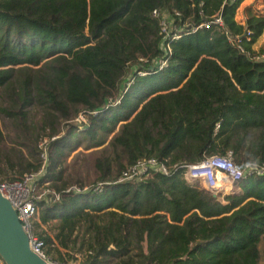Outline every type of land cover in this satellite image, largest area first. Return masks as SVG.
<instances>
[{"label": "trees", "instance_id": "1", "mask_svg": "<svg viewBox=\"0 0 264 264\" xmlns=\"http://www.w3.org/2000/svg\"><path fill=\"white\" fill-rule=\"evenodd\" d=\"M242 1L0 0V114L15 129L2 153L0 128V177L41 171L58 194L35 200L32 223L52 260L258 264L264 173L220 199L184 167L228 152L264 166V15L238 22ZM117 126L93 180H63L64 157ZM150 157L168 172L119 180Z\"/></svg>", "mask_w": 264, "mask_h": 264}, {"label": "built area", "instance_id": "2", "mask_svg": "<svg viewBox=\"0 0 264 264\" xmlns=\"http://www.w3.org/2000/svg\"><path fill=\"white\" fill-rule=\"evenodd\" d=\"M154 14H157V12L154 11ZM167 19L168 15L166 13L161 15L160 23L163 30L168 24ZM214 21L221 24V19L218 17H215ZM205 25L208 26L210 23H206ZM259 56L263 57L264 53ZM163 64L164 62H161V66ZM184 167L186 168L185 176L202 178L206 187L215 194L224 192L227 184L229 186L231 185V187L227 188V191L233 192L234 189L238 190V186L235 185V182L247 172L257 174L264 173V166H258L253 163H245L243 168H239L233 162L230 152L224 156L211 155L197 164H186ZM151 170L166 174L168 172V167L163 161H159L155 157L141 159L134 165L123 170L119 180L140 177ZM40 173L41 171L26 174L20 180L0 181V193L6 197L13 208L16 209L23 228L29 236V245L35 253L41 256L48 264H78L76 262L61 263L52 260L44 251L43 242L33 234L32 223L37 215L35 200L42 198L46 193H50L54 200L59 198L58 194L50 191L48 188H44V191L40 193V195L36 194L38 187L35 180ZM223 181H227V183L224 184ZM0 264H5L1 257Z\"/></svg>", "mask_w": 264, "mask_h": 264}, {"label": "rangeland", "instance_id": "3", "mask_svg": "<svg viewBox=\"0 0 264 264\" xmlns=\"http://www.w3.org/2000/svg\"><path fill=\"white\" fill-rule=\"evenodd\" d=\"M252 15H264V5L262 3V0H243L239 7L237 8L235 18L238 22H244V20ZM35 112H37L38 115L40 113V108L36 107ZM87 121V118H85ZM84 119V120H85ZM0 128L2 129L4 133V141L1 146L2 153L3 151H9L10 147H13L14 145V134L15 129L13 127V124L9 118H6L5 116H2L0 114ZM79 128V130L83 129ZM118 130V126L115 127L114 131L109 135V137L106 139L105 143L102 146L90 148V149H84V145L82 147H78L76 150L70 152L67 156L64 157V162L62 163V166L64 167L63 172V180L70 179L72 182H74L77 179H81L85 181V184H89L95 176L94 174V168L93 163L96 157L100 155V149L102 147H106L110 138L115 134V132ZM42 143H40L41 145ZM85 144V143H84ZM42 146V145H41ZM26 152V151H25ZM14 174H10L9 176H12ZM221 177V176H220ZM0 181H8V179L1 178ZM199 185V184H198ZM235 186V185H234ZM229 185H226V188H228ZM44 186L39 187L36 191L37 195H40L44 191ZM202 188V187H201ZM205 188L209 189L206 187ZM210 190V189H209ZM234 191H236L234 189ZM233 191V192H234ZM231 192L227 191V189L221 193L218 197L221 199L223 195L229 194ZM39 210V209H38ZM38 213V212H37ZM36 222L39 220V213L37 219H35ZM33 220V221H35ZM54 221V220H53ZM53 221H50L48 224H40V227L36 230L45 229L49 232V228L51 223ZM259 249H260V257L258 260V264H264V235L262 237L261 242L259 243ZM83 259L82 254H77V260L73 261L79 264V262Z\"/></svg>", "mask_w": 264, "mask_h": 264}, {"label": "water", "instance_id": "4", "mask_svg": "<svg viewBox=\"0 0 264 264\" xmlns=\"http://www.w3.org/2000/svg\"><path fill=\"white\" fill-rule=\"evenodd\" d=\"M0 257L5 264H48L29 245L16 209L0 193Z\"/></svg>", "mask_w": 264, "mask_h": 264}, {"label": "crops", "instance_id": "5", "mask_svg": "<svg viewBox=\"0 0 264 264\" xmlns=\"http://www.w3.org/2000/svg\"><path fill=\"white\" fill-rule=\"evenodd\" d=\"M242 23V22H241ZM264 43V32L262 34V36L260 37V39L258 40V42L254 45V48H257L260 44ZM191 183L197 182L199 184L200 187L205 188V182L203 181L202 178L200 177H191L186 175L185 176ZM209 177V176H208ZM225 181H223L224 183ZM231 187V185L229 186ZM206 189V188H205ZM237 191V190H236Z\"/></svg>", "mask_w": 264, "mask_h": 264}, {"label": "bare ground", "instance_id": "6", "mask_svg": "<svg viewBox=\"0 0 264 264\" xmlns=\"http://www.w3.org/2000/svg\"><path fill=\"white\" fill-rule=\"evenodd\" d=\"M226 183H227V181L224 182V184H226ZM225 188H226V187H225ZM226 189H227V188H226Z\"/></svg>", "mask_w": 264, "mask_h": 264}]
</instances>
